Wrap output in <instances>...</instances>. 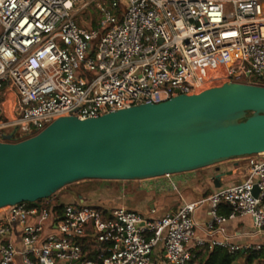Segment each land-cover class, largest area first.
Listing matches in <instances>:
<instances>
[{
    "label": "built area",
    "instance_id": "obj_1",
    "mask_svg": "<svg viewBox=\"0 0 264 264\" xmlns=\"http://www.w3.org/2000/svg\"><path fill=\"white\" fill-rule=\"evenodd\" d=\"M89 10L100 20L79 21ZM226 83L264 86V0H0V141L4 129L27 138L59 117ZM235 160L241 181L159 217L55 195L0 208V264H188L204 247L259 250L232 243L225 225L248 217L250 238H264V152Z\"/></svg>",
    "mask_w": 264,
    "mask_h": 264
},
{
    "label": "water",
    "instance_id": "obj_2",
    "mask_svg": "<svg viewBox=\"0 0 264 264\" xmlns=\"http://www.w3.org/2000/svg\"><path fill=\"white\" fill-rule=\"evenodd\" d=\"M262 152L259 85L226 83L93 119L59 117L25 139L2 136L0 208L36 203L85 180L143 181ZM230 174L216 169L210 180L218 189Z\"/></svg>",
    "mask_w": 264,
    "mask_h": 264
},
{
    "label": "rangeland",
    "instance_id": "obj_3",
    "mask_svg": "<svg viewBox=\"0 0 264 264\" xmlns=\"http://www.w3.org/2000/svg\"><path fill=\"white\" fill-rule=\"evenodd\" d=\"M98 19L100 20V16L97 14H94L91 10L86 11L85 14L81 15L79 18V21L84 20L87 24L91 21V19ZM12 94V93H11ZM12 95H9V98H11ZM11 99H9L10 101ZM8 101V102H9ZM10 129H4L2 131V134H8L10 133ZM35 134L34 132L30 133ZM26 136V135H25ZM24 136H20L18 134L15 135V139L19 140L22 139ZM236 160L230 159L228 161H225L223 163L209 166L197 171L190 172V173H184V174H178V175H172L168 177H161V178H155V179H149V180H143V181H100V180H85L81 181L69 186L64 187L60 191H58L55 196L58 199L59 202L63 203H70L75 204L77 203V199H75L74 196L80 195L82 197V200L87 205L96 206L99 208H112L115 206H119L121 204V200L123 197H121L122 193L120 192V189H122V186L125 184L130 187V190H133L137 195L134 198L135 200L137 198L143 199V195L147 194L145 191L146 189H151V187H154V185H165V192H161L160 194H154V192L151 193V195H148L146 198V203L148 204L149 200H155V199H161L164 200L165 198H177L176 192L173 191L172 188H169V182L173 181L175 184L176 182L183 180V181H195V182H208V178L215 174L216 169H219L220 171L229 172L233 169L235 166ZM241 172L231 173V176H234L233 179H236L235 177L239 176ZM190 177V176H193ZM228 175V176H230ZM232 178V177H231ZM114 191V193H113ZM122 191V190H121ZM117 192V195L115 194ZM158 195V196H157ZM207 195V194H206ZM127 200L132 201L131 198H127ZM132 209L135 211L142 213L144 217H151V214L148 211V205L140 204L136 205L134 202H132ZM257 243L264 244V238H260L257 240ZM242 246V245H240ZM245 246V245H244ZM235 263L236 264H243L244 258L241 256V254L237 253L235 256ZM261 263V262H260ZM259 262H254L253 264H260Z\"/></svg>",
    "mask_w": 264,
    "mask_h": 264
},
{
    "label": "crops",
    "instance_id": "obj_4",
    "mask_svg": "<svg viewBox=\"0 0 264 264\" xmlns=\"http://www.w3.org/2000/svg\"><path fill=\"white\" fill-rule=\"evenodd\" d=\"M233 175H235V173H233ZM190 177L194 178V175ZM210 177L208 178L207 183L205 182L199 183L193 180L192 181L180 180L175 184L173 181H171L176 186V189L173 191L176 192L177 198L168 197L165 198L164 200L153 199V200H149L148 204L146 203V199H147L146 197L148 195H151L152 192H154V194H160L161 192H165V185H158V184L154 185V187H151V189H146L145 191H142V192H147V194L143 195V199L137 198L135 200L134 198L136 197L137 194L133 190H130V187L125 184L124 186H122V189H120V192L122 193L121 197H123V199L121 200V204L119 206H124L128 209L134 210L132 209L133 208L132 202H134L136 205H140V204H143V206L148 205L147 207L149 213L151 214V217H159L166 214L167 212L176 211L184 203L193 202L202 198H206L209 194H211L214 190L217 189L214 187L212 181L210 180ZM243 177L244 176L242 173L239 174V176L235 177L236 179H233L234 176L231 175L224 176L221 178L220 181L221 187H225L233 183H237L241 181ZM171 182L167 184L169 185L168 189L171 188L170 186ZM115 194L117 195V192H115ZM129 197L131 198L132 201L127 200V198ZM151 210H154L155 212L151 213ZM208 211H209V204L205 202L196 210L194 214L195 221L198 224V228L196 230L197 237L203 236L202 226L204 222H206L208 219ZM252 231H253L252 222L248 217L236 218L234 220L229 221L225 225L226 235L230 237L231 242L242 246L246 244H252L258 242L257 240H259L260 238H250L249 234Z\"/></svg>",
    "mask_w": 264,
    "mask_h": 264
},
{
    "label": "trees",
    "instance_id": "obj_5",
    "mask_svg": "<svg viewBox=\"0 0 264 264\" xmlns=\"http://www.w3.org/2000/svg\"><path fill=\"white\" fill-rule=\"evenodd\" d=\"M250 114V113H249ZM13 136V141H19L22 139H15V135L13 132H10ZM228 208L223 206L221 213L227 214ZM239 253L244 258L243 264H253L254 262H261L260 264H264V245L259 250H245L230 253L227 249L220 247H213L212 249H208L204 247L200 250H194V257L188 262V264H236L235 256Z\"/></svg>",
    "mask_w": 264,
    "mask_h": 264
}]
</instances>
